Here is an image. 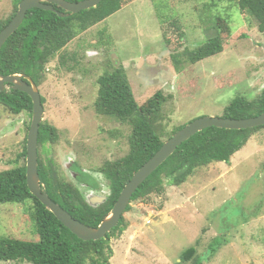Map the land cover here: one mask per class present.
I'll return each mask as SVG.
<instances>
[{
    "label": "rangeland",
    "instance_id": "obj_1",
    "mask_svg": "<svg viewBox=\"0 0 264 264\" xmlns=\"http://www.w3.org/2000/svg\"><path fill=\"white\" fill-rule=\"evenodd\" d=\"M15 2L0 0V21L11 15ZM166 16L170 20L163 24L159 17ZM220 17L231 31L223 35V51L179 72L166 40L179 41L180 52L183 46L193 50L216 35ZM64 51L76 53L77 62L62 68L55 58L38 86L42 121L58 135L39 153L93 201L108 195V181L97 168L128 152L130 133L128 125L94 111L101 74L122 65L139 105L157 91L169 97L163 107L167 133L199 117H220L235 96L252 100L264 90V32L235 0H136L77 36ZM30 121L28 113L12 115L0 106V172L24 164ZM73 173L91 185L97 179L105 185L103 193L81 186ZM164 186L161 195L130 202L123 214L127 227L110 242V264H176L192 246L203 264H264V129L229 162L197 168L181 186ZM30 212V203L1 204L0 237L34 240ZM214 241L220 245L209 255Z\"/></svg>",
    "mask_w": 264,
    "mask_h": 264
},
{
    "label": "trees",
    "instance_id": "obj_2",
    "mask_svg": "<svg viewBox=\"0 0 264 264\" xmlns=\"http://www.w3.org/2000/svg\"><path fill=\"white\" fill-rule=\"evenodd\" d=\"M21 0H16L11 15L0 21V31L12 20ZM78 2L82 0H66ZM136 0H102L96 7L61 18L55 12L31 9L26 12L19 28L6 40L0 50V74H25L39 86L46 66L55 58L58 66L66 68L70 62H77L76 53L67 54L64 49L80 34L92 26L105 21L108 17L130 5ZM233 1V0H232ZM240 12L255 19L258 31L264 32V0H235ZM60 13H66L53 5ZM161 22H169V16L159 17ZM216 35L204 44L188 50L184 46L179 51V41L166 40L172 51L171 60L180 72L186 65H194L223 51V35L231 31L228 22L220 17L215 21ZM105 30L101 31L103 36ZM109 36V35H108ZM110 37V36H109ZM107 37V39H109ZM181 39H185L180 34ZM183 45V43H182ZM58 54V57L56 56ZM97 97L94 111L97 115L113 118L130 128L127 136L128 152L114 160L104 161L97 172L108 181V195L103 204L90 206L81 191L71 181L64 178L52 163L45 164L39 148L57 140V130L42 121L38 134V175L42 191L52 201L60 205L72 218L89 227H97L110 212L118 196L132 175L146 163L163 145L186 124L166 132L163 107L169 97L160 91L139 105L134 98L125 68L122 65L110 72L101 74L97 80ZM42 104L44 100L41 99ZM0 106L12 115L26 112L32 117V101L25 93L5 89L0 91ZM264 113V90L255 98L248 100L235 96L224 108L220 117L226 119H246ZM194 120V119H193ZM192 121V120H191ZM31 122V121H30ZM189 123V122H188ZM30 123L27 127L29 130ZM264 126L228 130L210 127L195 134L182 143L176 151L159 166L135 191L131 203L144 200L148 196L161 195L165 182L181 186L193 175L197 168L214 163L229 162L250 138ZM120 132H110L118 136ZM21 157L26 160V139ZM79 183V175L76 177ZM31 204L30 221L34 228L35 239L31 241L0 237V262H26L28 264H110L113 250L110 242L118 238L126 229L127 223L122 215L120 221L104 239L82 241L64 227L29 191L26 183V162L0 172V205ZM131 209L128 205L126 212ZM219 241L209 246V255H214ZM176 264H203L197 255L196 246L185 249Z\"/></svg>",
    "mask_w": 264,
    "mask_h": 264
},
{
    "label": "water",
    "instance_id": "obj_3",
    "mask_svg": "<svg viewBox=\"0 0 264 264\" xmlns=\"http://www.w3.org/2000/svg\"><path fill=\"white\" fill-rule=\"evenodd\" d=\"M102 0H82L78 2H69L66 0H21L17 11L12 20L0 31V50L6 40L22 24L26 12L37 8L44 11L57 13L61 18L79 13L80 11L96 7ZM53 5L61 8L66 13H60L53 8ZM13 89L28 95L32 101V117L29 130L26 135V183L30 193L49 210L60 223L66 227L73 235L82 241H97L104 239L106 235L116 227L122 215L125 213L131 202L132 195L137 188L159 167L161 166L185 141L195 134L210 127L228 130L251 129L264 126V113L246 119H226L222 117H199L196 118L171 138L167 139L160 149L144 163L129 179L121 190L118 199L110 212L104 217L97 227H89L72 218L60 205L51 200V198L41 189L38 175V134L39 127L43 120L44 108L41 101V95L38 86L31 77L25 74H12L3 76L0 74V91ZM69 167V166H68ZM75 174V173H73ZM72 175V174H71ZM72 177H76L72 175ZM97 200L91 197L84 198L86 202L96 207L103 204L106 197L96 196Z\"/></svg>",
    "mask_w": 264,
    "mask_h": 264
},
{
    "label": "flooded vegetation",
    "instance_id": "obj_4",
    "mask_svg": "<svg viewBox=\"0 0 264 264\" xmlns=\"http://www.w3.org/2000/svg\"><path fill=\"white\" fill-rule=\"evenodd\" d=\"M75 166V165H73ZM72 166V168H73ZM81 186H86V188L90 191H93V192H99V194L103 193V189L105 187V185H103L100 181H98L97 179H94V183L93 185L89 184V183H80ZM96 194V193H95ZM95 196V195H94ZM96 198V196L94 197ZM97 200V198H96Z\"/></svg>",
    "mask_w": 264,
    "mask_h": 264
}]
</instances>
